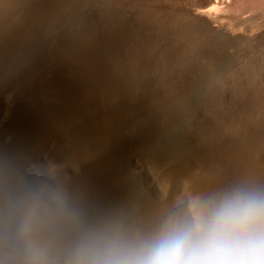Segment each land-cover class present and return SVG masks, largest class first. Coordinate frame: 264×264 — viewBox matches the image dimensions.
<instances>
[{
	"label": "bare ground",
	"instance_id": "obj_1",
	"mask_svg": "<svg viewBox=\"0 0 264 264\" xmlns=\"http://www.w3.org/2000/svg\"><path fill=\"white\" fill-rule=\"evenodd\" d=\"M191 1L0 0V194L151 228L264 186V0Z\"/></svg>",
	"mask_w": 264,
	"mask_h": 264
},
{
	"label": "clouds",
	"instance_id": "obj_2",
	"mask_svg": "<svg viewBox=\"0 0 264 264\" xmlns=\"http://www.w3.org/2000/svg\"><path fill=\"white\" fill-rule=\"evenodd\" d=\"M0 264H264V186L200 195L151 228L89 220L58 187L0 194Z\"/></svg>",
	"mask_w": 264,
	"mask_h": 264
},
{
	"label": "rangeland",
	"instance_id": "obj_3",
	"mask_svg": "<svg viewBox=\"0 0 264 264\" xmlns=\"http://www.w3.org/2000/svg\"><path fill=\"white\" fill-rule=\"evenodd\" d=\"M198 1L200 2V0H194V1H191V2H192V3L195 2L194 4H198V5H199L200 3H199ZM232 2L235 3L236 0H233ZM244 10H245V12H248V14H250V13H249L250 9H248L247 11H246V9H244ZM244 10H243V11H244ZM248 14H247V15H248ZM226 18H227V20H226ZM226 18H225V20H226L227 22H229V23H230L231 20L234 19V17H232V18H231V17H226ZM228 19H229V21H228ZM234 20H235V19H234ZM234 20H233V23L231 22V24L235 25V24H234V22H235V23H236V26H237L238 23H237L236 20H235V21H234ZM238 26H239V25H238ZM238 74H239V73H238ZM240 76H241V75H240ZM241 77H242V76H241ZM230 79L232 80L233 78H230ZM230 79H229V80H230ZM239 80H240L241 84H242V82H245V83L247 82V80H245L244 77H242V78L238 77V80H237V81H236V80H235V82L230 81V82H232V84H231L230 82L228 83V80H227V81H226V80H225V81H222L223 83L226 82V83H224V84H222L221 82L218 84V85H219V90H220V87L222 86V87H221V91L224 92V93H223V96H224V94H226L224 97L222 96V97H223V100H224V102H225L223 105H226V107H227L231 102H232V103H235V104H236V102H237L236 99H235L236 95H235L234 91L236 90V89H235L236 86H237V87H241V86H240V85H241L240 82H239V85H238V84L236 85V83H237ZM233 83H234L235 85H234ZM228 84H229V85H228ZM223 85H224V86H223ZM225 85H228V86H226L227 88L225 87ZM232 85H234L235 88H234ZM244 85H246V84H242V86H244ZM230 86L232 87V90H231ZM246 86H247V85H246ZM246 86H245V87H246ZM224 87H225V88H224ZM233 88H234V89H233ZM229 91H231V92H229ZM225 92H226V93H225ZM232 92H233L234 94H232ZM228 93H229V94H228ZM227 94H228V95H227ZM230 94H232V95H230ZM229 95H230L231 99L235 96L234 99H233L234 102H233V101L230 102V101H229V98H230V97H229V98L226 97V96H229ZM225 97H226V99H225ZM231 99H230V100H231ZM225 100H228V102L225 101ZM227 103H228V104H227ZM232 103L230 104V109H231L233 106H234V107L236 106V105H233ZM223 105H222V106H223ZM227 111H229V109H228Z\"/></svg>",
	"mask_w": 264,
	"mask_h": 264
}]
</instances>
